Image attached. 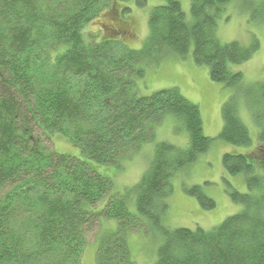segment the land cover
<instances>
[{
  "label": "trees",
  "instance_id": "16d2710c",
  "mask_svg": "<svg viewBox=\"0 0 264 264\" xmlns=\"http://www.w3.org/2000/svg\"><path fill=\"white\" fill-rule=\"evenodd\" d=\"M230 1L192 0L189 18L181 0H166L151 11L143 46L132 49L114 37L129 32L114 20L130 11L117 0H0V264H83L86 236L109 219L117 228L99 233L96 264H137L129 236L146 228L161 236L155 264H264V177L254 174L248 154L223 156L229 173L247 177L248 193L228 183L231 199L243 204L240 212L208 230L166 224L171 179L213 138L204 133L199 105L177 86L142 95L135 85L169 53L186 58L192 51L211 80L239 87L243 75L231 65L251 60L259 43L217 37V21ZM244 3L249 21L264 23V0ZM112 10L119 12L108 21ZM91 24L98 30L87 35ZM238 97L224 101L218 135L247 146L252 136ZM245 100L264 151V82L247 89ZM170 113L188 132L189 144L155 142L140 183L116 192L94 163L132 158L154 141L155 126ZM37 127L49 138L65 136L83 157L50 148ZM186 191L204 209L216 207L201 185Z\"/></svg>",
  "mask_w": 264,
  "mask_h": 264
},
{
  "label": "rangeland",
  "instance_id": "374dc122",
  "mask_svg": "<svg viewBox=\"0 0 264 264\" xmlns=\"http://www.w3.org/2000/svg\"><path fill=\"white\" fill-rule=\"evenodd\" d=\"M117 0V3L130 9L124 14L120 13L114 20L127 25L128 33L115 34L114 37L124 42L130 48H141L150 35L149 15L154 6L165 4L166 0ZM262 1V0H256ZM192 0H181L186 17L190 18ZM107 15L110 21L113 12ZM103 17V16H102ZM127 21L126 23H124ZM98 27L90 25L86 28L87 35L97 32ZM101 33V32H100ZM217 37L222 42L239 41L242 45H249L254 40L259 43L253 58L243 64H233L232 69L243 73L242 83L239 87H227L210 79L207 65L197 64L192 53L186 58L179 54L169 53L157 65L150 66L143 80L136 83L138 93L147 95L159 89L177 86L181 92L192 102L200 106L204 133L214 138L210 148L202 153L193 164L175 173L172 181L171 193L167 198L169 208L166 216V224L172 228L201 226L209 229L217 226L231 214L240 212L243 208L241 202L231 199L229 192L231 187L248 193L247 177L244 173L231 174L224 167L223 156L226 152L244 153L251 157L255 168L254 174L264 177V151L261 149L260 127L254 121L245 93L247 89L264 82V23H251L249 13L244 0H231L227 3L226 10L217 21ZM251 86V87H250ZM238 94L239 114L244 123L248 124L252 140L250 144L232 145L219 138V133L224 126L222 107L224 101ZM255 97V96H254ZM253 97V98H254ZM250 99V97L248 98ZM263 111L262 107H258ZM156 127V126H155ZM158 128V129H157ZM154 141L145 143L135 155L128 160L121 161L119 165L94 163V168L105 176H110L114 190L125 192L128 188L140 183L143 175L150 166L153 158L155 142L167 140L179 147H186L190 137L182 126L178 117L172 113L165 115L164 119L155 128ZM36 133L41 136L46 145L54 147L58 153L82 158L80 147L71 142L65 136L54 134L50 138L36 128ZM256 155V157H252ZM254 158V159H253ZM98 166V167H97ZM195 184L201 185L205 193L216 201L213 209H204L196 196L186 191V188ZM135 194V193H133ZM131 210L135 205L130 202ZM117 221L109 219L102 221L94 231L86 236L87 244L82 257L83 264H96L95 258L98 249V235L101 230H114ZM132 257L137 264H155L158 256L161 236L151 232L148 228L142 231H134L129 236Z\"/></svg>",
  "mask_w": 264,
  "mask_h": 264
}]
</instances>
